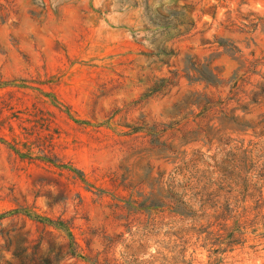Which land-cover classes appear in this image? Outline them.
Here are the masks:
<instances>
[{
    "label": "rangeland",
    "instance_id": "1",
    "mask_svg": "<svg viewBox=\"0 0 264 264\" xmlns=\"http://www.w3.org/2000/svg\"><path fill=\"white\" fill-rule=\"evenodd\" d=\"M172 10L196 28L176 38ZM239 12L264 16V0H0V95L23 100L0 108V264H264V157L232 164V146L262 138L220 123L182 148L199 161L190 182L166 148L183 133L153 136L202 88L162 89L186 55L226 79L236 62L216 39L264 57L261 28L232 27ZM262 115L264 102L245 120Z\"/></svg>",
    "mask_w": 264,
    "mask_h": 264
},
{
    "label": "trees",
    "instance_id": "2",
    "mask_svg": "<svg viewBox=\"0 0 264 264\" xmlns=\"http://www.w3.org/2000/svg\"><path fill=\"white\" fill-rule=\"evenodd\" d=\"M167 14L168 16H160L169 21L166 28H173L177 35L176 38L185 35L189 28L191 30L196 28V23H190V19L181 11L172 10ZM232 27L238 28L236 31L245 35L254 34L260 28L264 32V16L255 13L245 15L239 12L237 19H232ZM215 44H218L219 48H223L224 53L236 62V68L229 79L225 78L222 68L217 65L214 57L201 59L186 55L181 60L182 69L170 71V77L160 80L162 89L178 86L181 79L187 80L192 87L202 86L201 89L193 87L194 89L172 107V111L169 113L171 122L167 124L166 131L158 129L159 124L153 131L156 144L161 146L162 134L168 130L183 133L179 144L172 143L166 148L170 152V161L174 164L182 162L184 165L177 166L174 171L188 170L185 167L190 168L192 165L193 170H188V175H184V178L190 182L199 179L197 175L199 161L197 159L186 161L188 152L182 148L199 142L212 144L214 133L220 132V123H232V132L234 133L251 130L253 137L262 138L260 142L250 140L247 148L232 146V164L238 162L240 153L251 161L253 155L264 157V116H260L254 122L245 120V116L250 113L252 105L264 102V57L258 58L254 54L247 56L235 42L226 39L218 38ZM170 54H173L172 49ZM8 86L9 83L0 82V90ZM153 92L159 93L160 91L156 89ZM226 93L227 96H224ZM6 96L9 97V100H3L0 95V105H3L0 107L1 110L6 107L14 109L16 105L23 103L21 98L14 99L16 96L12 91L8 92ZM5 122L6 120L1 121V123ZM1 123L0 139L7 142L6 127ZM8 128L13 134L12 148L19 151L20 142L14 127L8 123ZM176 178L177 176L174 174L171 177V182L175 181Z\"/></svg>",
    "mask_w": 264,
    "mask_h": 264
}]
</instances>
